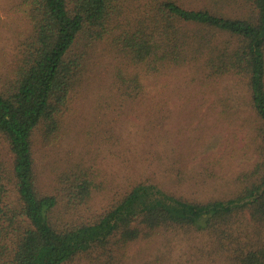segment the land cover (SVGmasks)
<instances>
[{
  "label": "trees",
  "instance_id": "trees-1",
  "mask_svg": "<svg viewBox=\"0 0 264 264\" xmlns=\"http://www.w3.org/2000/svg\"><path fill=\"white\" fill-rule=\"evenodd\" d=\"M131 1L18 4L31 34L13 76L0 85V135L12 155L8 160L0 154V264H73L94 253L114 258L160 230L208 235L220 240L237 264H264V0H144L136 23L128 25L119 18ZM113 32L136 67L153 72L201 65L214 78L247 80L258 120L259 159L239 178L236 193L196 202L140 182L98 218L59 219V197L36 184L34 136L41 128L56 131L88 46ZM81 39L86 45L78 49ZM65 179L69 202L88 203L89 176Z\"/></svg>",
  "mask_w": 264,
  "mask_h": 264
},
{
  "label": "rangeland",
  "instance_id": "rangeland-1",
  "mask_svg": "<svg viewBox=\"0 0 264 264\" xmlns=\"http://www.w3.org/2000/svg\"><path fill=\"white\" fill-rule=\"evenodd\" d=\"M19 3L0 0V85L13 76L22 43L31 34ZM143 4L132 0L119 21L136 23ZM116 33L88 46L56 131L47 134L41 128L34 136L36 184L59 197V219L98 218L140 182L196 202L236 193L239 178L259 159L258 120L247 80L214 78L201 65L153 72L136 67ZM84 44L81 39L78 49ZM0 154L12 158L1 135ZM76 173L93 183L86 204L66 197L65 178ZM117 254L83 255L73 264H237L220 240L173 230L143 236Z\"/></svg>",
  "mask_w": 264,
  "mask_h": 264
}]
</instances>
